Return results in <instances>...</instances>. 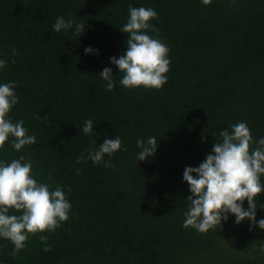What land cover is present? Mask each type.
Segmentation results:
<instances>
[{"label": "trees", "instance_id": "trees-1", "mask_svg": "<svg viewBox=\"0 0 264 264\" xmlns=\"http://www.w3.org/2000/svg\"><path fill=\"white\" fill-rule=\"evenodd\" d=\"M130 6L158 14L146 34L170 49L160 89L125 88L110 61L127 51L119 29ZM57 17L85 24L84 33L74 34L75 24L54 32ZM0 60V84L16 82L18 98L6 119L23 120L37 141L17 152L10 136L0 161L23 156L32 178L62 188L72 206L55 230L27 234L15 256L0 237V264H264V230L248 220L237 225L229 214L207 233L183 227L184 170L204 161L218 131L245 122L250 153L264 138V0H0ZM105 67L112 91L98 75ZM89 119L94 131L85 135ZM116 136L121 150L89 159ZM149 137L155 155L138 161L137 140ZM256 199L259 221L264 192Z\"/></svg>", "mask_w": 264, "mask_h": 264}, {"label": "clouds", "instance_id": "clouds-1", "mask_svg": "<svg viewBox=\"0 0 264 264\" xmlns=\"http://www.w3.org/2000/svg\"><path fill=\"white\" fill-rule=\"evenodd\" d=\"M202 2L208 5L211 0ZM157 17L158 14L151 8L130 6L129 19L119 29L129 37L126 41L127 51L118 59L111 57L110 61L119 69V73L125 74L120 80L125 88L143 86L146 89H160L167 82L170 49L146 34V30H156L149 21ZM74 24V34L84 33L85 24L65 21L63 17H57L52 27L54 32L60 33L71 30ZM92 52L91 47L85 48V54ZM6 63V60H0V69ZM98 75L106 82V91H112L115 87L112 69L105 67ZM15 87L16 82L0 84V149L4 148L11 136L14 138L11 145L19 152L37 141L27 134L23 120L13 123L10 118L6 119L10 109L18 103ZM81 131L85 135L92 134L93 121L86 120ZM218 137L214 138L216 143L198 167L188 166L184 170L183 180L189 185L191 195L187 198L190 206L185 213L183 227L207 233L217 226L221 228V222H226L229 214H232L237 225L248 220L252 226L264 230V219H256V198L264 192V185L260 181L264 174V138L250 153L253 137L245 122L219 130ZM137 147L140 149L137 160L145 161L155 155L158 142L155 137H149L146 143L137 140ZM121 149L122 142L118 136L105 139L94 154H89V159L99 164L105 155L111 156ZM110 166H113L111 161L105 162V167ZM49 187L32 178L31 161L24 162L23 156L8 164L0 161V237L14 245L13 256L25 247L27 234L55 230L60 222L69 219L72 206L64 190L57 187L49 191ZM245 200L248 202L247 210L243 208ZM259 207L264 209V205ZM12 210L21 214H11ZM40 239L47 241L46 236ZM44 251H51V248L46 246Z\"/></svg>", "mask_w": 264, "mask_h": 264}]
</instances>
